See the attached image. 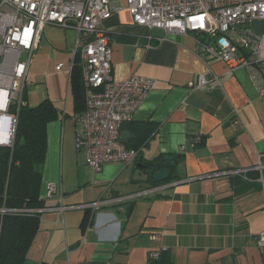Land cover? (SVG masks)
<instances>
[{"label":"crops","instance_id":"0c3cea01","mask_svg":"<svg viewBox=\"0 0 264 264\" xmlns=\"http://www.w3.org/2000/svg\"><path fill=\"white\" fill-rule=\"evenodd\" d=\"M104 28L114 81L133 76L157 81L121 130V137L129 133L126 148L138 149L140 157L128 167L105 165L100 173L87 165L85 151L76 147V119L83 113L75 112L71 94L72 70L81 57L78 34L47 26L29 67L24 99L31 107L50 101L60 117L47 128L43 207L25 264H150V251L159 248L151 239L155 234L166 248L159 264H264V248L256 241L264 233L259 174L215 177L251 170L264 155V96L248 71L228 76L223 63L199 55L194 34L150 32L126 9L114 13ZM161 38H166L162 44ZM200 75L210 88L191 90ZM197 136L203 141L191 145ZM178 155L179 179L163 182L166 188L155 194L138 195L156 188L146 164ZM49 183L59 187L62 201L45 199ZM99 201L112 203L97 211L85 207ZM62 206L71 209L55 210Z\"/></svg>","mask_w":264,"mask_h":264},{"label":"built area","instance_id":"2783aa9c","mask_svg":"<svg viewBox=\"0 0 264 264\" xmlns=\"http://www.w3.org/2000/svg\"><path fill=\"white\" fill-rule=\"evenodd\" d=\"M123 9L131 14L136 25L150 32L194 34L198 53L205 61L223 63L228 76L246 69L258 94L264 96V27L262 33L251 28L257 22L264 26V0H125L124 5L122 0H0V121L10 123L11 140L7 147L13 144L20 109L26 105L24 91L32 58L46 27L56 26L78 34L86 111L76 119L77 149L85 151L87 165L95 173L108 164L128 167L138 161L140 151L126 148L121 130L133 120L157 81L142 76H133L123 83L113 79V50L104 23ZM158 41L162 44L166 38ZM62 69L63 65L57 68ZM218 85L220 81L215 79V86ZM210 86L206 76L200 75L190 89L203 91ZM202 141L197 136L191 145ZM185 151L182 148L181 154ZM251 171L259 174L264 196V155L259 156L258 165L251 170L225 172L215 177ZM165 188L158 186L138 195H152ZM57 197L62 201L61 190L49 183L45 199ZM111 203L99 201L85 207L97 211ZM68 209L71 208L62 206L55 210ZM4 212L37 215L39 209ZM151 239L159 248L150 251L149 262L159 264L166 248L160 244L161 235L155 234ZM256 241L264 248V233L257 235Z\"/></svg>","mask_w":264,"mask_h":264},{"label":"trees","instance_id":"16d2710c","mask_svg":"<svg viewBox=\"0 0 264 264\" xmlns=\"http://www.w3.org/2000/svg\"><path fill=\"white\" fill-rule=\"evenodd\" d=\"M71 94L75 112L84 113L85 87L78 58L71 74ZM59 117V109L50 101L36 107L26 104L20 109L12 146H0V264H25L39 231L38 214L4 211L43 207L41 169L47 154V128ZM181 161L182 155H178L160 156L148 162L145 168L152 186H162L179 179L175 173ZM163 169L169 170L171 176L165 183H157L154 174Z\"/></svg>","mask_w":264,"mask_h":264},{"label":"bare ground","instance_id":"6f19581e","mask_svg":"<svg viewBox=\"0 0 264 264\" xmlns=\"http://www.w3.org/2000/svg\"><path fill=\"white\" fill-rule=\"evenodd\" d=\"M10 123L6 120L0 121V144L6 146L10 143L11 134H10Z\"/></svg>","mask_w":264,"mask_h":264},{"label":"water","instance_id":"95a60500","mask_svg":"<svg viewBox=\"0 0 264 264\" xmlns=\"http://www.w3.org/2000/svg\"><path fill=\"white\" fill-rule=\"evenodd\" d=\"M128 136H129V133H123L122 140H125ZM12 142H13V139H12ZM4 147H7V146H4ZM170 176H171V172L167 169H163L154 174V180L157 183H163V182H166L170 178Z\"/></svg>","mask_w":264,"mask_h":264},{"label":"rangeland","instance_id":"374dc122","mask_svg":"<svg viewBox=\"0 0 264 264\" xmlns=\"http://www.w3.org/2000/svg\"><path fill=\"white\" fill-rule=\"evenodd\" d=\"M263 24L262 23H259V22H257V23H255V24H253L252 26H251V28H252V30H254L255 32H258V33H262V31H263ZM209 43L211 44V45H214V43L213 42H211V41H209ZM13 143V142H12Z\"/></svg>","mask_w":264,"mask_h":264}]
</instances>
